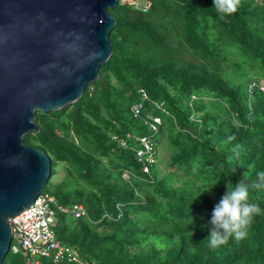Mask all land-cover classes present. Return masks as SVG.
I'll return each mask as SVG.
<instances>
[{
  "label": "trees",
  "instance_id": "obj_1",
  "mask_svg": "<svg viewBox=\"0 0 264 264\" xmlns=\"http://www.w3.org/2000/svg\"><path fill=\"white\" fill-rule=\"evenodd\" d=\"M263 2L242 0L229 16L213 0H152L144 13L117 5L107 10L112 52L97 79L72 105L34 113L39 131L22 142L49 157L50 175L63 163L74 177L53 195L86 215L57 213L52 230L84 264H264V188L250 190L261 214L246 239L215 249L207 239L226 188L264 171ZM138 89L149 102L135 119ZM150 115L161 120L157 133ZM126 134L155 138V148L164 140L173 171L160 175L157 157L141 174L132 140L126 149L110 140ZM1 264L26 263L8 249Z\"/></svg>",
  "mask_w": 264,
  "mask_h": 264
},
{
  "label": "water",
  "instance_id": "obj_2",
  "mask_svg": "<svg viewBox=\"0 0 264 264\" xmlns=\"http://www.w3.org/2000/svg\"><path fill=\"white\" fill-rule=\"evenodd\" d=\"M117 0H0V264L9 219L44 190L50 159L22 138L34 113L75 103L111 52Z\"/></svg>",
  "mask_w": 264,
  "mask_h": 264
},
{
  "label": "built area",
  "instance_id": "obj_3",
  "mask_svg": "<svg viewBox=\"0 0 264 264\" xmlns=\"http://www.w3.org/2000/svg\"><path fill=\"white\" fill-rule=\"evenodd\" d=\"M152 0H117V5L127 7L136 12H147L150 9ZM264 3V2H263ZM254 83L249 84V89ZM260 90H263L260 87ZM138 100L133 103L129 112L135 119L145 109L149 102L148 96L142 89L137 90ZM154 108L161 113L167 114L157 104ZM161 120L156 115L148 117L147 128L152 133H157ZM110 140L118 149H126L129 140L135 144L133 156L140 166L141 174H149L150 167L157 161V152L153 141L146 136L131 137L126 134L124 137L110 136ZM132 175L123 170L121 179L128 181ZM68 214L74 219L86 215L85 207L82 204L60 205L50 190L42 191L34 201L18 215L9 219L11 241L9 250L13 254H20L26 264H41L40 259L49 260L52 264L61 262L84 264L73 248L56 240L52 230L55 215Z\"/></svg>",
  "mask_w": 264,
  "mask_h": 264
},
{
  "label": "clouds",
  "instance_id": "obj_4",
  "mask_svg": "<svg viewBox=\"0 0 264 264\" xmlns=\"http://www.w3.org/2000/svg\"><path fill=\"white\" fill-rule=\"evenodd\" d=\"M241 3L242 0H213V8L218 14L229 16L238 11ZM211 188L205 191H211ZM261 188H264V171L257 172L256 179L251 183L241 180L234 187L226 188L214 204L208 221L210 248L227 245L230 240L240 242L247 238L254 218L261 214L259 204L250 200V190Z\"/></svg>",
  "mask_w": 264,
  "mask_h": 264
},
{
  "label": "rangeland",
  "instance_id": "obj_5",
  "mask_svg": "<svg viewBox=\"0 0 264 264\" xmlns=\"http://www.w3.org/2000/svg\"><path fill=\"white\" fill-rule=\"evenodd\" d=\"M230 60H233V57H229ZM153 142L155 138L151 139ZM156 152H157V157L160 161V163L157 165V168L160 171V175H165L168 172L173 171L170 167L167 166V159H168V151L165 147L164 140L161 141L156 147ZM53 174L49 176L48 178V183L46 184L47 189L50 190L52 193L55 189L56 185L61 186L62 188H65V183L66 184H72L74 181V177L68 175L66 171V167L63 163H55L53 167Z\"/></svg>",
  "mask_w": 264,
  "mask_h": 264
}]
</instances>
